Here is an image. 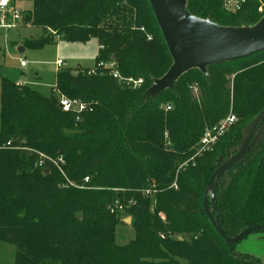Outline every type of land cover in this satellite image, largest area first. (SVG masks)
Listing matches in <instances>:
<instances>
[{
  "label": "trees",
  "instance_id": "16d2710c",
  "mask_svg": "<svg viewBox=\"0 0 264 264\" xmlns=\"http://www.w3.org/2000/svg\"><path fill=\"white\" fill-rule=\"evenodd\" d=\"M33 1V9L25 11V24L50 27L60 40L86 43L95 38L99 50L92 68H60L50 96L0 74V144L13 145L0 151V241L16 246V264H264L228 245L203 205L211 175L230 158L244 127L264 108V63L246 80L239 76L242 63L264 51L211 65L207 75L192 69L174 88L152 97L148 89L173 60L149 0ZM188 9L222 25H253L263 16L254 2L229 12L220 0H189ZM142 25L154 35L152 41ZM43 32L25 44L42 48L55 40ZM103 61L114 62V69L125 76L144 77L145 83L122 88ZM187 78L198 83L199 96ZM61 95L80 99L92 110L65 112ZM167 101L173 105L163 107ZM232 101L238 121L213 150L201 155L196 167L177 173L179 162L190 157L201 140L206 123L213 126L226 118ZM99 112L103 123L70 132L72 121L81 123ZM165 130L170 149L165 147ZM41 154L62 156L65 175L48 160L40 166ZM154 180L159 190L146 195ZM112 186L126 189L106 191ZM110 204L115 205L113 211ZM160 211L166 213V222ZM215 212L228 236L264 223V136L221 175L213 216ZM122 215L131 217L135 237L117 244ZM196 227L209 231L198 232ZM192 230L190 240L170 236ZM219 250L222 255L216 258Z\"/></svg>",
  "mask_w": 264,
  "mask_h": 264
},
{
  "label": "rangeland",
  "instance_id": "374dc122",
  "mask_svg": "<svg viewBox=\"0 0 264 264\" xmlns=\"http://www.w3.org/2000/svg\"><path fill=\"white\" fill-rule=\"evenodd\" d=\"M17 5L22 10H32L34 7V1L20 0L17 2ZM41 25L42 24L30 22L29 24L22 23L19 27L9 30L0 28V74L15 83L30 87L31 89L38 91L44 96H50L55 90L54 88L56 87V76L58 70L64 67H94L96 65V57L98 54L99 45L97 39L95 38L90 39L86 43L60 40L58 39V37H56L55 33L50 27L48 28L46 26L44 27V25ZM139 28L146 33L147 39L149 41L153 40L154 35L151 32L147 31V28L144 25L140 26ZM43 31H45L46 35L51 36L55 40L44 45L42 48H34L25 44V41L27 39H39L40 37H42L44 33ZM58 60L63 61L64 64L62 66H58ZM22 61L26 63L27 67H21ZM263 63L264 55L244 61L242 65L245 66V68L239 72V76H244L246 80V78H248L250 74H253L255 71H257V68L260 65H263ZM100 64L103 65V67L107 68L108 71L111 70L114 78L117 79V83L122 88L137 89L140 88L143 83H145V78L142 76H125L122 73L116 71L114 69L115 63L112 61H103ZM114 71L118 72L117 76L114 75ZM219 71H221V69H219L217 72ZM229 76L233 89L235 74ZM138 80H142V83L140 85H137L136 83ZM187 81L188 83H191L193 94L199 96L200 89L198 83L189 80V78H187ZM169 101L163 103L162 106L166 107L169 104L173 105V102L170 103ZM234 111L235 104L232 101L227 116L230 113L235 114ZM238 119L239 117L237 116V121ZM104 121L105 118L103 114L99 112L97 114L95 113L88 116L81 123L72 121L70 123L69 129L70 132H81L88 125H91L93 123L101 124ZM209 126L210 123H206L205 128H208ZM164 137L167 140V142L165 143V147L167 149H170L172 143L168 140V130H165ZM200 157L201 155L197 154V146H194L192 155L179 162L177 173L180 169L183 170L187 168L191 170V168L196 167ZM73 183L74 185L77 184L75 182ZM153 184H155L154 189L157 192L159 189L155 180ZM153 184H151V187L149 188H153ZM174 188L176 190L178 189L175 186ZM106 189H108L106 191L116 192L119 189L125 190L126 188L112 186ZM152 194H155V192H153ZM105 196L110 197V194H106ZM105 199L106 198H104V202L106 203ZM108 206L111 210L115 205L110 204ZM80 214L82 215V213ZM158 216L162 221H167L166 213L164 211H160L158 213ZM119 217V219H122L123 222H121L117 226L115 242L117 244H126L135 237V230L130 225L132 219L129 215H122ZM196 229V231L199 230L198 232L205 231L206 233L209 231L207 229L201 230L198 227H196ZM194 231L195 230H192V232H172L170 236H172L173 238L179 237L180 239L185 238L186 240H190L193 233H195ZM235 251L243 254L244 256L249 255V257H254L259 259L261 262H264V231H255L237 242L235 244ZM222 252L223 250H219L215 254V257L219 258L222 255ZM156 261L159 262L158 260ZM0 264H16V246L14 244L0 241Z\"/></svg>",
  "mask_w": 264,
  "mask_h": 264
},
{
  "label": "water",
  "instance_id": "95a60500",
  "mask_svg": "<svg viewBox=\"0 0 264 264\" xmlns=\"http://www.w3.org/2000/svg\"><path fill=\"white\" fill-rule=\"evenodd\" d=\"M189 0H149L173 63L167 72L156 78L148 95L157 97L174 88L176 81L192 69L208 74L211 65L240 60L264 51V14L253 25H222L211 18H202L188 9ZM264 108L244 127L241 142L232 148L230 158L211 175L203 195L207 217L228 245L249 234L264 229V223L249 226L234 236H228L219 222L215 209V188L221 175L243 160L249 150L264 136ZM45 173L49 169L44 170ZM210 197L211 204L208 202ZM82 215L80 214L79 217ZM131 221V220H130Z\"/></svg>",
  "mask_w": 264,
  "mask_h": 264
},
{
  "label": "built area",
  "instance_id": "2783aa9c",
  "mask_svg": "<svg viewBox=\"0 0 264 264\" xmlns=\"http://www.w3.org/2000/svg\"><path fill=\"white\" fill-rule=\"evenodd\" d=\"M223 4V7L229 12H237L242 10L247 4L254 2L258 5V11L264 14V0H220ZM24 14L25 11L19 8L16 5L14 0H0V28L9 30L20 26L24 23ZM64 63L61 60H58L57 65L62 66ZM21 66H26L24 61L21 62ZM93 71V70H92ZM91 71V72H92ZM115 76L118 75V72H113ZM139 81V82H138ZM136 83L140 85L142 80H138ZM18 84V83H17ZM19 85V84H18ZM59 103L63 111H75L78 114L92 110V107L89 106L86 102L80 99H71L64 95H61L59 98ZM80 119V115L77 116V120ZM237 121V116L234 113H230L226 118L222 119L220 122L216 123L213 126L208 127L197 145V154L202 155L207 151H211L214 148V145L219 141V139L230 129V127ZM5 148H13L12 142L7 141L6 143L0 144V151ZM19 148V147H16ZM40 166L43 167L45 161L48 160L53 163L62 174L65 175L63 165L65 160L62 156L58 159H52L41 154ZM89 181V177L85 178V182ZM69 183L73 184L71 181ZM177 187L176 182L173 183V187ZM155 184L153 188H148L145 190L146 195H150L156 190ZM116 208L123 210L124 206L121 203H117ZM115 209L112 208V211Z\"/></svg>",
  "mask_w": 264,
  "mask_h": 264
},
{
  "label": "crops",
  "instance_id": "0c3cea01",
  "mask_svg": "<svg viewBox=\"0 0 264 264\" xmlns=\"http://www.w3.org/2000/svg\"><path fill=\"white\" fill-rule=\"evenodd\" d=\"M17 2H18V1H17ZM17 2H16V5H17ZM17 6H18V5H17ZM24 11H26V10H24ZM18 27H19V26H18ZM21 67H22V66H21ZM24 67H27V65H26V66H24ZM24 67H23V68H24Z\"/></svg>",
  "mask_w": 264,
  "mask_h": 264
}]
</instances>
